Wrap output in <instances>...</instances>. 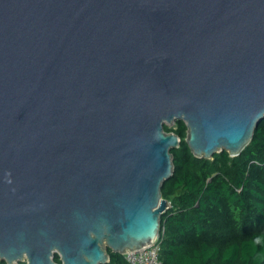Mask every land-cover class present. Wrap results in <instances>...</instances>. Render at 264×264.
I'll return each mask as SVG.
<instances>
[{"label":"water","instance_id":"obj_1","mask_svg":"<svg viewBox=\"0 0 264 264\" xmlns=\"http://www.w3.org/2000/svg\"><path fill=\"white\" fill-rule=\"evenodd\" d=\"M263 118L264 0H0V262L151 245L165 126L237 157Z\"/></svg>","mask_w":264,"mask_h":264},{"label":"trees","instance_id":"obj_2","mask_svg":"<svg viewBox=\"0 0 264 264\" xmlns=\"http://www.w3.org/2000/svg\"><path fill=\"white\" fill-rule=\"evenodd\" d=\"M176 126H165L181 144L162 188L170 202L161 219L162 264H264V118L237 157L227 151L196 157L185 141L186 123ZM109 254L108 264H130L125 255ZM54 261L61 263L58 254Z\"/></svg>","mask_w":264,"mask_h":264},{"label":"built area","instance_id":"obj_3","mask_svg":"<svg viewBox=\"0 0 264 264\" xmlns=\"http://www.w3.org/2000/svg\"><path fill=\"white\" fill-rule=\"evenodd\" d=\"M159 237L149 246L143 247L140 250L129 252L126 254L130 264H162L160 260V242ZM15 262L14 264H19ZM1 264V263H0Z\"/></svg>","mask_w":264,"mask_h":264},{"label":"rangeland","instance_id":"obj_4","mask_svg":"<svg viewBox=\"0 0 264 264\" xmlns=\"http://www.w3.org/2000/svg\"><path fill=\"white\" fill-rule=\"evenodd\" d=\"M166 126H168L169 128H172V129H175L177 127L176 122L173 124H170V125L167 124ZM18 262H20L19 264H27V259H23V260L18 261ZM4 263L8 264L6 261H4Z\"/></svg>","mask_w":264,"mask_h":264}]
</instances>
